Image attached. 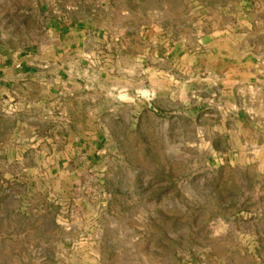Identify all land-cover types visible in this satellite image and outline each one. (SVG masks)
<instances>
[{
    "label": "rangeland",
    "instance_id": "obj_1",
    "mask_svg": "<svg viewBox=\"0 0 264 264\" xmlns=\"http://www.w3.org/2000/svg\"><path fill=\"white\" fill-rule=\"evenodd\" d=\"M0 14L8 47L54 22L103 44L77 89L0 97V264H264V0Z\"/></svg>",
    "mask_w": 264,
    "mask_h": 264
},
{
    "label": "crops",
    "instance_id": "obj_2",
    "mask_svg": "<svg viewBox=\"0 0 264 264\" xmlns=\"http://www.w3.org/2000/svg\"><path fill=\"white\" fill-rule=\"evenodd\" d=\"M43 34V42L28 39L17 47L0 43V97L32 86L49 91L66 85L77 89L98 73L94 64L103 44L95 34L61 22L52 23Z\"/></svg>",
    "mask_w": 264,
    "mask_h": 264
}]
</instances>
